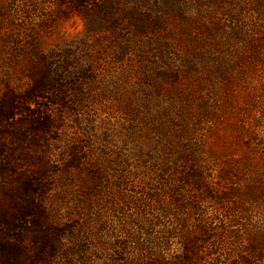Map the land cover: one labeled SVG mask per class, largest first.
<instances>
[{"label": "trees", "instance_id": "trees-1", "mask_svg": "<svg viewBox=\"0 0 264 264\" xmlns=\"http://www.w3.org/2000/svg\"><path fill=\"white\" fill-rule=\"evenodd\" d=\"M222 1L250 49H215L206 0H59L82 32L0 97V264H264V138L238 126L225 184L211 140L228 63L264 60V0Z\"/></svg>", "mask_w": 264, "mask_h": 264}, {"label": "rangeland", "instance_id": "rangeland-1", "mask_svg": "<svg viewBox=\"0 0 264 264\" xmlns=\"http://www.w3.org/2000/svg\"><path fill=\"white\" fill-rule=\"evenodd\" d=\"M30 1H32V7ZM30 1L12 0L10 3L12 9H21V11L10 18L12 23L0 28L1 34L8 33L4 39H0V97L7 87L22 91L28 85L26 75L28 49L45 50L55 45L59 46L66 40L79 35L84 28L82 17L77 12H68L59 0ZM204 3L210 9L206 16L208 24H206L207 35L205 36H211L216 42L218 39L221 44L215 49L222 50L224 47L227 52L236 54L251 48V44L248 46V37L245 36L247 34L240 32V28H243L241 20H245L244 17H240L236 11L235 14L223 10L222 7L225 4L222 0H206ZM244 10L248 15V9L245 7ZM21 24L25 28H19L22 31L19 34L17 29ZM230 38L232 39L229 40ZM237 62L236 64L233 61L228 63L234 65L228 84L224 85V81L217 83L223 88L217 96L225 102L227 107L221 113L222 119L218 126L220 128L218 133L224 137V140H217L216 136L211 134V140H214L216 147L222 151L213 158L214 164H217L216 168L214 167L213 177L223 184L226 183L227 176L221 172L229 166L227 160L230 153L233 157L239 158L247 149L244 147L246 145L244 139L254 145L255 142L264 138V60L261 57H254V60H237ZM196 90H198L197 86ZM203 91H205L204 88ZM192 95L196 96V91ZM231 123H233L232 126ZM241 125L247 133L243 135L244 139L239 136L241 127L238 128V126ZM253 158L256 160L258 156L253 155ZM47 205L49 209H55L57 200L50 197Z\"/></svg>", "mask_w": 264, "mask_h": 264}]
</instances>
